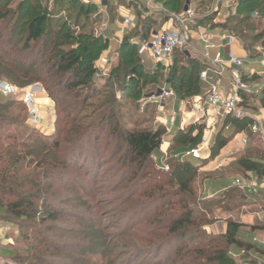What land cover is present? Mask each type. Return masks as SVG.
<instances>
[{
    "label": "rangeland",
    "instance_id": "1",
    "mask_svg": "<svg viewBox=\"0 0 264 264\" xmlns=\"http://www.w3.org/2000/svg\"><path fill=\"white\" fill-rule=\"evenodd\" d=\"M21 1L23 0H7L8 6H4V10L8 12V16H12L17 11ZM62 1L38 0L37 7L40 9H36V13L46 12L49 18L48 25L44 28L42 41L37 45L31 44V48L26 52L15 51L18 52L15 56L28 59L36 57L38 59V62H34L36 67L45 66V61L50 58L55 60L57 54L75 45L73 41L67 40L66 36L72 39L78 34L88 33L92 34L93 38L104 39L107 26L116 18L119 7L131 9L137 18L133 26L124 34L126 38H134L138 24L142 21L141 17L144 15H151L153 19H157V30L174 26L170 20L172 13H168L161 6L157 11L150 10L155 5L153 2V6L147 5L148 0H105L101 7L91 4L93 8L89 17L80 20L77 24H75L72 10L74 4L82 0H70L72 3L69 5L67 4L69 0H64L68 6L59 7ZM237 1L205 0L201 3L200 0H182L180 13L185 8L191 9L195 13V18L191 24L193 34L188 38L187 46L183 50H178L174 55L179 62L178 69L181 64L189 69L188 61L193 60L191 55L197 53L194 49L195 44L206 48L209 54L214 55L213 50L204 45V43L211 44L212 38L208 37V34L204 33L207 37L200 42L203 31L211 30L208 32L210 34L212 31L218 32L216 37L221 38L219 40L231 36L240 41L237 37L246 25L235 26L227 21L229 15L235 10ZM225 4H229V8H226ZM250 7L248 10L250 12L257 9L254 5ZM21 15L24 17L23 21H26L34 14L33 12L27 14L22 12ZM251 17L253 21L256 20L255 13ZM165 19L167 24H164ZM3 23L0 22V29H3ZM263 31L264 21L261 23L257 20L254 30L250 33L260 38L253 43L251 53L259 55L264 53V37H261ZM6 34H9V30ZM11 37L12 45L20 49L24 43V28L16 30ZM4 41L3 37L0 38V44ZM121 43H116L117 48L113 43H109L111 51H108V48L100 52L96 51L94 55L98 52L99 55L93 62L85 60V65L92 64L97 72L91 80L93 79L99 92L86 102H83L81 98L66 99L64 98L65 93L53 102L40 82L18 86L1 80L0 83H6L17 89L18 95L4 97L0 94V103L5 105L11 102L16 104L15 107L24 106L22 112L9 109L7 118L13 124L4 133L7 135L9 132L12 137H15V141L7 139L4 146L9 144L16 146L21 140L26 141L27 144L36 142L37 136L50 138L55 129L59 128L63 129L61 136L63 142L55 158L51 155L46 156L45 153H48L46 150L44 154L40 152V155L27 154L23 150L24 157H22L25 162L8 165L7 158L3 157L4 164L1 165V171L6 170V176L4 180H0V191H2L0 192L2 205L0 210V264H106L108 261H113L115 264H146L152 259L158 261L169 247L164 248L156 257L153 251L159 245L166 243L165 237L169 238L165 228L169 227L172 217L178 216L180 210L177 203L182 198L187 200V205L192 211V218L203 219L206 222L199 223V230L205 239L223 235L222 228L229 221L240 225L238 234L241 236L249 232V227L264 226V197L261 193L251 194L233 188L217 193L221 184L217 179L222 176L227 179L241 177L237 175L235 169L226 176L222 174L224 172L212 173L204 168H200L195 174L194 172L182 173L184 181L190 179L188 187L191 188V193L186 191V194L177 196L175 193L178 188L168 187L165 188L167 195H170L167 201H156L159 194H154V197L143 195L149 183L145 179L147 176L144 178L145 173L155 176L156 181L160 182L170 171L163 172L162 175L157 174L155 169L160 165L158 159L156 164L152 157L153 163L146 170L144 164L141 165L133 159L123 137L128 131L153 130L159 127L164 128L165 135L169 134L167 129L172 126L170 121L172 116L169 115L171 108L166 101L163 109H160L157 102L160 93H156L157 87L164 86L167 74L161 73L162 69L155 66L147 55L137 57L133 46L129 45L127 50H122ZM12 45L6 48L11 49ZM53 46L54 52L51 53ZM102 59H106L107 63L103 64ZM202 70L199 64L197 73L199 74ZM132 71L134 77H132ZM209 74L213 75L210 72ZM257 80L262 81L258 76ZM243 81L250 86L253 85L249 80L243 79ZM31 87L41 89L35 96V107L44 123L37 125L38 127L30 121L29 109L22 103L25 91ZM200 87L199 93L201 94L205 91L206 85L202 84ZM109 96L112 97L113 103L105 106L104 110L98 109L99 105ZM174 98L180 100L176 95ZM65 103L72 105L67 107ZM252 103L258 104L255 101ZM62 104L66 106L62 114L66 119L63 125L54 127L53 123L57 118L56 111ZM110 108H112L114 120L103 121L100 125L102 132L95 140L93 138L90 142L85 141L81 144L80 149L77 150V154L80 153L77 160L69 162L66 159V151H61L69 148V141L77 139L78 136L74 134L73 129L77 130V127L82 126L83 128L95 124L94 122L97 121L94 120L103 114L106 115ZM187 108H190L189 105ZM250 108L254 110L253 106ZM257 108L262 107L259 104ZM257 111L256 109L255 112ZM248 113L253 116L250 111ZM251 125L249 123L246 127L254 138L251 147L262 151L264 164V146L258 141L259 135L250 130ZM199 128L201 129L198 125L189 126L175 134L176 147H179L184 140L187 143L191 135H198ZM202 136L201 133L198 143L191 146L193 149L199 147ZM182 145L186 146V144ZM181 157L182 155H172L168 151L166 157L160 159L167 164L168 162L175 163L176 160L180 161ZM42 160L45 163L40 164ZM65 160H67L66 169L62 170L61 166L64 165ZM184 161L198 164L203 160L195 161L187 157ZM255 179L259 183H264V181ZM212 180L214 181L211 182ZM15 202H23L25 205L29 203L33 206V208L27 207L29 209L27 218H18L16 212L11 211L10 205ZM43 204L49 205L51 209L55 208L54 211L58 212L57 217L50 219L46 214H41L44 209ZM159 208L161 209L158 210ZM190 230L196 231L195 228H190ZM216 231L218 233H214ZM197 241L189 242L187 245L191 246L198 243ZM185 243L188 242L183 241L178 246L185 245ZM150 249L153 250L150 251ZM235 249L232 248L229 255L230 253L239 255L234 258L237 261L243 254H240V250L236 252ZM126 250L128 253L124 255L123 252ZM138 251L143 252L136 254Z\"/></svg>",
    "mask_w": 264,
    "mask_h": 264
},
{
    "label": "trees",
    "instance_id": "2",
    "mask_svg": "<svg viewBox=\"0 0 264 264\" xmlns=\"http://www.w3.org/2000/svg\"><path fill=\"white\" fill-rule=\"evenodd\" d=\"M204 1L205 0H200L201 3ZM4 2L6 4L3 5ZM70 3H72V1L69 0L67 4L69 5ZM156 3L160 4L161 7L168 13L179 14L183 2L182 0H156ZM251 3L255 8H257L254 12L248 11L251 8L250 6H252ZM37 4L38 0H23L18 4L17 11L12 16H8V12L4 10V6H8L7 0H0V22H4L2 24L4 26L3 29H0V38L3 37V39H5L4 43L0 44V82L1 80H6L18 86H26L40 82L44 86V90L48 94V97L53 102H55L58 97L64 93V98L66 99L71 98L78 100L81 98L83 102H86L93 95H97L99 92L97 91V85L92 81L93 79L91 80L97 72L92 64L86 66L85 60L88 59L89 62H93V60L99 55V52L107 48L108 42L105 39L93 38V35L88 33L78 34L72 39L69 37L67 38L66 36V39L73 41L75 45L57 54L55 60L50 58L45 61V66L36 67V64L34 63L38 62L36 57L28 59L15 56L16 53L26 52L32 45H37L42 41L44 28L48 25L49 18L46 12L43 14L36 13L35 10L40 9L37 7ZM67 4L63 0L58 6L61 7L63 5L65 7ZM74 5L72 13L75 24H77L80 20H84L89 17L90 11L93 7L92 5H86L81 1H78ZM22 12H25L26 14L28 12H33L34 15L29 16L26 21H23L24 17L21 15ZM253 13H255L256 19L254 21L251 17ZM141 18L142 21L138 24L134 38H126V36L123 38L120 45V47L123 48L122 50H127L130 42L134 39H149L152 32L157 30V19H153L151 15H144V17ZM257 20H260L261 23L264 21V0H238L235 10L227 19L229 23H233L235 26L246 25L243 27L239 37L237 38L240 40L243 49L247 52L250 59L260 57L259 54L253 52L251 53L250 51L253 43L260 38V36L254 37L250 33V31L254 30ZM165 23L166 19L164 20V24ZM21 27L24 28V43L20 49H16L15 45H12L11 43V36L16 30L21 29ZM7 30H9V34L5 35ZM245 31L246 33L244 34ZM261 37H264V31L262 32ZM10 44L12 45V48H6L9 47ZM99 47L100 49H98ZM98 50L99 52L94 55ZM50 52H54V46L51 48ZM177 52L178 51L173 54V63L168 68L166 73L167 79L165 82L169 85L173 93L175 92L174 96L176 95L180 100L185 101L191 98V96L200 94L199 74L197 73L199 64L195 60H189V69L182 64L178 69L177 67L179 62L174 58V55ZM131 74H133L132 77H134L133 71ZM253 96L254 95L241 94L243 102L242 105H244L245 101H248ZM260 97L259 104L264 109V85L260 89ZM112 100V97L109 96L99 105L98 109L104 110L105 106L113 103ZM65 104L67 107L72 105L71 103ZM15 106L16 104L14 105L11 102L6 103L5 105L0 103V180H4V176H6V170L1 171V165L4 164L3 157L7 158L6 163H8V165L12 163L23 164L25 162L23 159L24 156L22 155L23 150L25 153L27 152V154L36 155H40V152H43L44 154V151L46 150L48 152L45 153L46 156L51 155L55 158V156L60 152V145L63 142L61 141L63 129L59 128L58 130L55 129V132L50 138L37 136L36 142H30L27 144L26 141L21 140L16 146H12V144L4 146L5 140L7 139L15 141V137H12L9 132L7 135L4 133L6 130H9L13 124V122L7 118L9 109L12 108L19 112L23 111V105H18L17 107ZM66 106L62 104L59 110L56 111L57 118L53 123L54 127L63 125L66 117L63 118L62 114L64 113ZM106 115L103 114V116L101 115L98 119L94 120L97 121L94 122L95 124L87 125L83 128L80 126L77 127V130L73 129L75 130L74 134L78 136L77 139L69 141V148L61 151H66V159L69 160V162L77 160L76 158L80 155V153L77 154V150L80 149L79 147L81 144L85 141L90 142L93 138L95 140V138H97V136L102 132L100 125L103 124V121L114 120L112 108L108 110ZM229 123H232L237 130L246 128L247 125H249L248 120H234L232 118H227L224 121V127ZM199 130L198 135H191L189 139L185 137L188 139L187 143L184 140L182 144H186V146H194L197 144L202 133V127L201 129L199 128ZM164 135V128L159 127L153 130L144 129L141 131H128L124 134L123 138L133 159L141 165L144 164L147 170L153 163L151 157L162 144ZM227 142L228 139L224 138L221 134H218L211 149V156L207 160H203L201 163L191 164L181 160H176L175 163L168 162L167 165L170 173L165 175V179L160 182L156 181L155 176L147 175L148 173H145L144 178L147 176L145 179L149 181V186L147 185L143 195H146L147 197H154V194H159L158 200L156 201H167L170 195H167L165 188L171 187L172 189L175 186L178 188L177 193H175L177 196H180L183 193L186 194V191L191 193V188L188 187L190 179L184 181L182 173L194 172L195 174L196 171L203 168V166L207 164V161L217 155ZM18 148L21 149L18 150ZM67 160H65V163H63L64 165L61 166L62 170L66 169L65 164L67 163ZM43 163H45L43 160L40 161V164ZM238 165L242 175L245 174V172H251L258 180L264 181L263 153L262 151L260 152V149L256 150L255 148H250L246 150L244 157L240 160ZM155 170L157 174H163V170L160 168H156ZM92 174H94V172H92ZM12 193H14V191H12ZM23 204V202H15L13 205H10L11 211L16 212V216L21 219L29 216V209L27 207L33 208V206L29 203H26L27 205L24 204L26 207L23 206ZM177 205L180 210L178 216L172 217L169 227L165 228L169 238L165 237L166 243L159 245L157 249L153 251V254L156 257L164 248L169 247L168 251H166L165 255H163L158 261L155 259L153 261L152 259L149 263L146 262V264H264V261L258 262L250 255V251L254 247L241 239L238 234V232H240L239 229L241 228L239 227L240 225L229 221L227 223L226 232L223 235L217 238L205 239L199 230V223L206 222H204L203 219L199 220L192 218V211L187 205V200L182 198L178 201ZM51 206L53 207V205ZM43 208L44 209L41 214H46V216L50 219L57 217L58 212L54 211L55 208L51 209L49 208V205H44ZM1 209L2 205L0 203V210ZM190 228H195L196 231H191ZM248 230L249 232L264 230V226L249 227ZM195 240H198V243H194L191 246L187 245L189 242H194ZM183 241H187L188 243L178 246ZM232 248H236L244 252L237 261L229 255ZM152 250L153 249H150V251ZM142 252L143 251H138L136 254H140ZM127 253V250L123 252L124 255ZM106 264L115 263L113 261H108Z\"/></svg>",
    "mask_w": 264,
    "mask_h": 264
},
{
    "label": "built area",
    "instance_id": "3",
    "mask_svg": "<svg viewBox=\"0 0 264 264\" xmlns=\"http://www.w3.org/2000/svg\"><path fill=\"white\" fill-rule=\"evenodd\" d=\"M105 0H82L84 4H93L96 7L103 6ZM226 8H229V4H225ZM195 18V13L191 9H186L179 14L171 15V22L174 24L171 28L154 30L147 40L134 39L130 42V46L135 48V53L137 57L144 55H149L156 64H163L165 69L170 65V61L173 54L176 51L183 50L187 46V40L191 34V24ZM133 26V22L129 17L123 19V26L121 29V34L124 35L127 30ZM207 36L201 35L204 41ZM223 40H227L229 44H234L236 39L231 36L224 37ZM119 43H121L119 41ZM102 63L106 64L107 60L102 59ZM167 63V64H165ZM246 61L233 53H228L223 55L222 53H216L214 59L211 61L210 66L199 72V80L206 82L208 80V73H212L215 77L221 76L226 68L229 69L230 76V91L225 93L218 89V87L211 85L205 96L192 97L190 100L191 114L195 117V122H199L210 117L212 120L211 130H214L217 122H222L227 118H232L234 120H250L254 121L252 115L248 113L243 108L241 94L246 95H256L259 93V88L257 86H250L248 83L243 81V77L240 70L244 67ZM260 68L258 77H261L262 83L264 85V53L261 55L259 61L257 62ZM41 89L39 87H31L29 90L25 91L22 103L29 109L30 121L38 127L37 125L43 124L44 120L40 117L35 107V96L39 93ZM0 94L4 97L18 95L17 89L9 86L6 83H0ZM174 97L172 90H161L158 97V106L163 109L164 103L169 99ZM253 133H256L264 139V129L260 126L258 122H254L249 126ZM206 143L202 144L196 149H192L182 154L181 161L189 157L195 161H202L203 156L201 151ZM242 144H247L246 139H242ZM166 157V154H163ZM152 159L155 160L156 164L157 158L152 155ZM159 168L163 172H168L169 167L163 162L159 164ZM230 188L239 189L241 191L256 194L261 193L264 196V183H259L254 177H237L231 181ZM264 245V243H263ZM244 252L240 251L242 255ZM264 254V248H263ZM230 256L234 259L238 257L237 254L230 253ZM259 262V261H258Z\"/></svg>",
    "mask_w": 264,
    "mask_h": 264
},
{
    "label": "crops",
    "instance_id": "4",
    "mask_svg": "<svg viewBox=\"0 0 264 264\" xmlns=\"http://www.w3.org/2000/svg\"><path fill=\"white\" fill-rule=\"evenodd\" d=\"M152 2L154 3L155 5L154 8L156 9L152 8L150 10L157 11L161 5L156 3V0H148V4L147 2L146 4L151 7L153 6ZM222 11L226 12L224 9H222ZM125 17H129L133 23L137 19L134 16V14L131 12V9L129 10L127 8L119 7L116 18L112 22H110L109 26H107L106 34L104 35V39L107 40L108 42V46H107L108 51H111L112 49L109 47V43H113L115 47L117 48L118 44L116 43H119V41L121 42L123 40L124 35L121 34V29L123 26V19ZM210 31L211 30L203 31L202 34L203 35L208 34L207 36L212 38L211 44L204 43V45L212 49L214 52V55L209 54L206 48H202L201 46L195 44L194 49L197 51V53L195 55H191V57L193 58V60H195L201 65V68H203V70L210 66L211 61L214 59L216 53L218 52L222 53L223 55H227L228 53H233L236 56L244 59L246 63L244 67L240 70V73L243 79H245L246 81L249 80V82H252L253 84L252 86H257L259 88V93L254 95L248 101H245L243 108L246 111H250L253 114L252 117L254 121L250 122V120H248L249 123L253 124L254 122H258L260 126L262 127V129H264V109L257 108V106L259 105V99L261 98L260 89L263 86V83L257 80V74H259L260 72V68L257 62L259 61L262 54L258 58L250 59L248 57L247 52L243 49V46L240 43V41L236 40L234 44H229L227 40H219L221 39L219 37L217 39L216 36H218L219 34L218 32L214 31L215 32L214 33L212 31V34H210L208 33ZM197 40H198L197 42H199V39ZM200 42H203V40ZM147 56L151 58L149 55ZM205 60L210 61V63H208V61H205ZM152 61L155 66H159L162 69L161 73H164V74L167 73L169 67L165 69L164 63L156 64V62L154 63L153 59ZM170 62H171L170 63L171 65L173 63V57ZM156 72L159 73L158 70H156ZM199 83H200L199 86H202V84L206 85V89L203 93L195 95L196 97L205 96L211 85H214L218 87L219 90L225 93H228L230 91L229 69L226 68L224 72L221 74V76L219 77H215L214 75H210L208 73V80L206 82L199 80ZM169 89L170 87H168V84L165 82L163 87H157L156 93H160L161 90H169ZM189 99L187 101H182V100H177L173 97L167 101L171 108L169 115L172 116V117L170 116L171 117L170 121L172 122V126L170 127V129H167L169 134L164 136L166 137V139L164 138L162 140V144L160 145L159 149L153 153V155H156V158L158 159L159 164L162 163V160L160 158L163 157V154H167L168 151L171 152L172 155H176V154L182 155L183 153L192 150L193 148L191 146L180 145L179 147H176L177 145H175L174 138H176L175 134L183 131L185 128H188L189 126L198 125L202 127V131H203L202 132L203 139L198 144V146L200 147L202 144L208 141L207 145H205L201 151L203 160H207L211 156V149L214 145L215 138L218 134H221L224 138L228 139L227 144L218 152V154L215 155L213 158H211V160L207 161V164L203 166L204 169L212 173L224 172L222 174H225V176L229 172L232 173V171L235 169L237 171V175H240L241 177L252 176L256 178L251 172H245V174H243L245 176H243L240 170L238 169L239 167L238 163L244 157L246 150L253 148L251 147V144L253 143L254 138H253V135H251L250 131L246 128L237 130L236 127L232 123L226 124L227 126L224 127L225 120L222 122H217L215 128H213L214 130H211L212 120L210 119L209 116H207V118H205L204 120L196 123L195 117H193V115L191 114V106H190ZM253 101L257 102L258 104L254 105L252 103ZM188 105L190 108H187ZM250 106L251 107L253 106L254 110H252ZM256 109L258 110L257 112H255ZM164 126L166 125L164 124ZM242 139H246L247 144L243 145ZM258 141L262 143V145L264 146V139H262L261 137H258ZM255 142L257 143V141ZM233 179L234 178L227 179V178H224L223 176L217 179V181H220L221 183L219 186L220 190L217 193L222 192L226 189H229L231 181ZM213 181L214 180H212L211 182ZM261 195L263 196V194ZM226 227L227 225H225V227L222 228L223 230L222 234L226 232ZM212 231H215V230L212 229ZM214 233H218V232L216 231ZM240 237L244 242L254 247L250 251V255L259 262L264 261V256H263L264 230H256L254 232H247L246 234H243L242 236L240 235ZM235 251L238 252L239 250L235 249Z\"/></svg>",
    "mask_w": 264,
    "mask_h": 264
},
{
    "label": "water",
    "instance_id": "5",
    "mask_svg": "<svg viewBox=\"0 0 264 264\" xmlns=\"http://www.w3.org/2000/svg\"><path fill=\"white\" fill-rule=\"evenodd\" d=\"M185 10H186V8H185Z\"/></svg>",
    "mask_w": 264,
    "mask_h": 264
}]
</instances>
